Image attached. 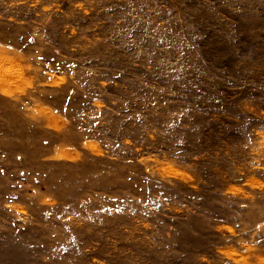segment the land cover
I'll return each mask as SVG.
<instances>
[{
    "label": "rangeland",
    "instance_id": "obj_1",
    "mask_svg": "<svg viewBox=\"0 0 264 264\" xmlns=\"http://www.w3.org/2000/svg\"><path fill=\"white\" fill-rule=\"evenodd\" d=\"M0 264H264V0H0Z\"/></svg>",
    "mask_w": 264,
    "mask_h": 264
}]
</instances>
